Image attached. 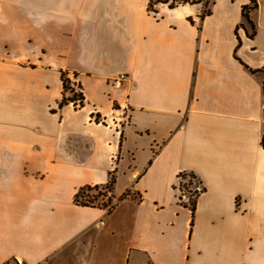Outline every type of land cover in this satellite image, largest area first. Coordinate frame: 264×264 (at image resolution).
<instances>
[{"label": "crops", "instance_id": "0c3cea01", "mask_svg": "<svg viewBox=\"0 0 264 264\" xmlns=\"http://www.w3.org/2000/svg\"><path fill=\"white\" fill-rule=\"evenodd\" d=\"M257 2L248 21L250 0L205 17L203 2L0 0V262L264 264ZM65 75L82 108L61 105ZM181 172L205 188L194 214ZM113 175V207L76 202Z\"/></svg>", "mask_w": 264, "mask_h": 264}, {"label": "trees", "instance_id": "16d2710c", "mask_svg": "<svg viewBox=\"0 0 264 264\" xmlns=\"http://www.w3.org/2000/svg\"><path fill=\"white\" fill-rule=\"evenodd\" d=\"M170 2H171V4H170ZM200 2L204 3V0H149V9L151 11H157L158 5H161V4L164 5V4H168V3H169V6L171 8H174V7L179 6L181 4H184V3H200ZM250 2H251L250 5L246 4L243 6V12H244V15L248 21H250L251 12L258 7L257 0H250ZM206 6L208 8L210 6L209 3ZM210 12H211V10H207V14H209ZM63 81H64L65 91L69 92V95L64 96V98L61 102V105H64L68 102H73L76 107L78 106L79 108H82L85 105V97L83 94L82 85L79 82H76L74 79L71 80L69 77H66V75L64 76ZM75 88H78L79 91L75 90ZM262 144L264 146V138H263ZM178 179H179V176H178ZM115 182H116V178L113 175L107 184L95 185V186H91V185L83 186L76 194V202L80 205H83V206H95L96 203L93 202L92 198H84L85 197V191L87 189H92L94 187V188H100L102 190L103 189L106 190L107 191L106 194L109 196L108 203L103 204L101 206H104V207L108 206L107 208L113 207L114 202H113L112 192L114 189ZM197 201H198V196H197V198H195L193 200L191 207L187 206L185 204H182V205L188 207L192 211V213L194 214Z\"/></svg>", "mask_w": 264, "mask_h": 264}, {"label": "built area", "instance_id": "2783aa9c", "mask_svg": "<svg viewBox=\"0 0 264 264\" xmlns=\"http://www.w3.org/2000/svg\"><path fill=\"white\" fill-rule=\"evenodd\" d=\"M208 0H204V7L202 10L203 17L207 14ZM201 17V18H203ZM127 78V74L121 73L113 78L112 82L116 87H120L123 81ZM192 174V175H191ZM179 181L175 185L177 200L181 204L192 206V202L204 191V186L198 175L194 172H181ZM200 194V195H199ZM0 264H28L27 261L18 255H14L11 260L0 262Z\"/></svg>", "mask_w": 264, "mask_h": 264}, {"label": "rangeland", "instance_id": "374dc122", "mask_svg": "<svg viewBox=\"0 0 264 264\" xmlns=\"http://www.w3.org/2000/svg\"><path fill=\"white\" fill-rule=\"evenodd\" d=\"M170 4H171V2H170ZM165 5L169 6V3L168 4H165ZM207 10H211V9L208 7ZM75 81L76 82H79V81H77V79ZM75 90H78L79 91L78 88H75ZM77 108H79V107L77 106ZM106 193H107V191L104 190V189L102 190L100 188H94L93 187L92 189H87L85 191V197L84 198H92L93 202H95L96 205H100L101 206L103 204L108 203L109 196ZM114 201L115 200L113 199V202ZM106 207H108V206H106ZM259 210L261 212V215H259L260 216V219L258 218L259 219L258 220V219H255L253 217L252 223H253V226H257V229H258V230H254L255 232L258 231V233H259V234L257 233V239H260L261 240V236L262 235L264 236V198H262V206L259 208ZM259 248H260V245L258 246V249Z\"/></svg>", "mask_w": 264, "mask_h": 264}]
</instances>
